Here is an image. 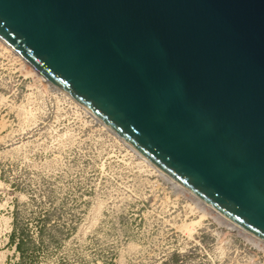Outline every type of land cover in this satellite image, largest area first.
<instances>
[{
	"label": "water",
	"instance_id": "water-1",
	"mask_svg": "<svg viewBox=\"0 0 264 264\" xmlns=\"http://www.w3.org/2000/svg\"><path fill=\"white\" fill-rule=\"evenodd\" d=\"M0 41L264 242V0H0Z\"/></svg>",
	"mask_w": 264,
	"mask_h": 264
},
{
	"label": "rangeland",
	"instance_id": "rangeland-1",
	"mask_svg": "<svg viewBox=\"0 0 264 264\" xmlns=\"http://www.w3.org/2000/svg\"><path fill=\"white\" fill-rule=\"evenodd\" d=\"M14 212L31 235L45 215L75 228L22 264H264V246L204 215L0 42V264L18 262Z\"/></svg>",
	"mask_w": 264,
	"mask_h": 264
},
{
	"label": "trees",
	"instance_id": "trees-1",
	"mask_svg": "<svg viewBox=\"0 0 264 264\" xmlns=\"http://www.w3.org/2000/svg\"><path fill=\"white\" fill-rule=\"evenodd\" d=\"M12 217L13 223L11 229L12 232L10 235V243L13 245L18 258V262L15 264H22L25 261V258L28 256V253L35 247L42 245L45 239L50 242H58L60 235H62L64 238L69 237L75 230L74 227L61 230L57 228L56 225L49 224L47 222L49 218L47 215H45L40 220L34 235H31V233H29L26 228L17 225L15 212L13 213ZM50 229L52 230L50 231ZM176 257L177 256L174 255L172 259H175Z\"/></svg>",
	"mask_w": 264,
	"mask_h": 264
},
{
	"label": "bare ground",
	"instance_id": "bare-ground-1",
	"mask_svg": "<svg viewBox=\"0 0 264 264\" xmlns=\"http://www.w3.org/2000/svg\"><path fill=\"white\" fill-rule=\"evenodd\" d=\"M1 42V41H0ZM2 43V42H1ZM3 44V43H2ZM5 46V44H3ZM7 49H9L7 46H5ZM9 51H11L9 49ZM12 52V51H11ZM13 53V52H12ZM16 55V54H15ZM17 56V55H16ZM19 57V56H18ZM19 59H21V61H23L30 69L31 71L37 75L39 78H41L43 81L49 83L52 87H54L55 89H57L58 91L62 92L63 94L67 95L71 100H73L76 105H78L81 109L84 110V112H86L88 115H90L91 117H93L96 121L100 122L99 120H97L87 109H85L83 106H81L79 103H77L72 97H70L67 93H65L62 89H60L58 86H56L52 81H50L48 78H46L44 75H42L41 73H39L37 70H35L33 67H31L26 61H24L22 58L19 57ZM101 123V122H100ZM103 124V123H102ZM104 125V124H103ZM105 126V125H104ZM106 127V126H105ZM107 128V127H106ZM108 129V128H107ZM109 131H111L110 129H108ZM112 132V131H111ZM114 135H116L114 132H112ZM117 136V135H116ZM118 137V136H117ZM119 138V137H118ZM120 139V138H119ZM121 140V139H120ZM122 141V140H121ZM123 142V141H122ZM124 143V142H123ZM125 144V143H124ZM126 145V144H125ZM136 156H138L150 169H152L153 171H155L158 175H160L161 177H163L166 181H168L169 183H171L174 188H176L178 191H180L181 193L187 195L195 204V206H198L201 208L202 212L205 214H214L216 217L220 218L219 216H217L215 213H213L210 209H208L206 206H204L198 199H196L193 195H191L188 191H186L184 188H182L181 186H179L173 179H171L170 177L166 176L160 169L156 168L153 166V164L151 162H149L148 160H146L145 158H143L142 156H140L139 154H137L135 151H133L128 145H126ZM221 219V218H220ZM221 221L223 223H225L229 229H231L232 231H236L239 232L241 234L246 235L247 237H249V239H251V241H253L254 243H256L257 245H262L264 246V242L257 239L256 237L252 236V235H247L245 233H243L242 231L234 228L233 226H231L230 224H228L226 221H224L223 219H221Z\"/></svg>",
	"mask_w": 264,
	"mask_h": 264
}]
</instances>
